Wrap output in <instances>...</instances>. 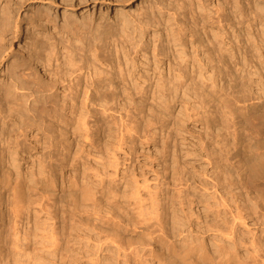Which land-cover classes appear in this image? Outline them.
<instances>
[{
	"label": "rangeland",
	"instance_id": "rangeland-1",
	"mask_svg": "<svg viewBox=\"0 0 264 264\" xmlns=\"http://www.w3.org/2000/svg\"><path fill=\"white\" fill-rule=\"evenodd\" d=\"M44 1L47 3L40 5L41 0H7L8 8L11 7L12 21L1 42L4 44L3 49H7L0 55V85L6 78L3 71L7 62L19 57L17 52L19 43L25 37L26 23L37 8L49 13L52 21L47 24L51 31L42 38L46 47L40 51L41 63H33L40 72L37 75L48 80L49 73L55 74L56 69L61 71L66 66V45H78L76 36L82 31H90L79 25V16H86L88 11V15L92 14V21L96 24L98 20L100 23L98 32L101 38L106 32V36H110L107 40L111 42V46L105 45V40H101L94 45V49H97L93 50L96 52L94 53L91 50L94 43L92 39H87L86 42L83 41L84 48L80 52L84 53L89 70L93 63L112 65L114 84L112 88L108 87L107 75L98 74L95 84L89 87L86 95L83 91L87 86V79L82 75L79 85L71 92L68 91L71 96L68 103L71 107L65 109L64 118L48 114L43 117L39 127L31 126L27 136L19 135L17 127H12L10 139L20 141L17 170L22 174L25 186L31 189L28 194L36 199L30 208L36 209V213L31 212L26 223L30 235L37 231L36 226L40 227L46 217L52 216L61 231L63 264H121L122 258L115 256L114 246L105 239V235L109 234H115L124 242L132 241L139 246L138 254L128 257V264H158V257L149 252L150 249L167 254L168 246L164 241L154 238L155 233L150 225L153 220H142L137 215L138 206H144L145 203L149 206V202L158 195L165 208L167 234L177 246L180 245V239L175 235L172 225L184 230L187 237L202 241L212 255L223 246L230 245L237 258H245L249 264L255 256L264 260V184L260 181L253 182L251 189H246L241 184L245 173L255 175L249 168L251 164L248 161V152L254 147L255 141L249 131L245 132L239 124L233 126L231 123L233 120H241V111L236 110V107L242 105V102L230 95L227 98L219 95L209 83L198 78L192 84L189 81L172 82L170 86L168 84V88L172 85L179 86L180 93L178 90L176 94L170 93L171 90L164 92L162 88L165 87H157L156 84L160 77L168 78L170 74L168 60L158 61L161 57L157 55L163 47L168 53L173 52L175 55L181 51L177 47L171 48V33L184 30L186 50L192 55V47L200 38L198 36H210L211 26L222 32L215 22L217 15H221L229 17L231 21L233 18L235 21L241 20L237 25V32L239 30L241 36L251 33L256 36L260 33L256 36L259 40L264 32V20L256 19L254 28L247 27V20L253 18L254 10L256 14L263 16L264 3L260 0H240L241 10H237L233 2L235 0H162L166 6L163 12L158 13L157 9H153L152 18L157 20L156 27L148 28L145 42L136 47L127 41L122 29H137V24L143 19L139 13L147 7V3L142 5L140 0H135L126 7L131 14L127 17L129 24L126 25L119 17H114L117 5L115 0H88L79 5L76 2L63 3L62 0ZM64 9H67L65 13H74L69 17L70 28L64 27L62 21ZM99 9L104 13L102 20ZM167 9L180 14L176 23L168 21ZM15 22L19 29L17 35L13 32L14 28H11ZM211 22L214 24L211 25ZM226 29L230 33L231 27L227 25ZM190 30H194L197 35L190 37ZM153 31L156 33L154 36ZM242 56L238 55V59L241 60ZM105 69H110V66ZM192 70V66H189L190 73ZM230 82L229 79L218 81L217 89L223 88L230 93V90H234ZM252 89L255 93L260 92L255 87ZM183 91L185 94L182 95ZM2 94L0 90L2 106H11ZM222 98L227 99V104H231L233 100L237 102L236 107L231 105L234 107L231 111H235L232 112L233 116L237 119L229 118L227 108H223L226 103ZM253 99L251 97L252 102H257V99ZM211 113L214 115L212 118H204ZM80 116L85 125H80ZM120 122L127 124V127L124 128ZM5 128L7 132L11 129L10 126ZM234 128L237 131L235 130L233 138ZM147 131L150 135L145 137ZM120 139L123 140L121 146L116 144ZM233 146L236 148H232ZM15 148L9 139L0 145V150H4L0 155L6 159L0 168L14 169L7 156ZM112 155L114 166L109 161ZM44 166L56 171L57 180L53 186L46 185L41 180L39 170ZM263 173L264 171L261 173L264 177ZM84 187L89 189L91 195L82 199L81 189ZM35 193L48 196L50 201L42 198L39 202L43 205H40ZM7 194H3V200L7 198ZM0 210L3 211L0 212V228L7 230L10 211L5 210V207H0ZM240 215L244 216L245 225L241 224ZM230 227L234 231L233 237L231 241H227L220 236V232ZM3 248L8 246L4 243ZM96 254L100 255L99 260L102 258L100 262L96 260ZM0 258L3 259L2 264L11 263L9 257ZM180 264L203 263L192 255L188 260L180 261Z\"/></svg>",
	"mask_w": 264,
	"mask_h": 264
},
{
	"label": "bare ground",
	"instance_id": "bare-ground-1",
	"mask_svg": "<svg viewBox=\"0 0 264 264\" xmlns=\"http://www.w3.org/2000/svg\"><path fill=\"white\" fill-rule=\"evenodd\" d=\"M2 1L3 0H0V55L4 53V51H6L7 49V47L6 49H3L4 44H2L1 42H3V39H5L3 38V36L4 34H6L5 33L6 29L11 26L10 23L12 21V14L10 10L11 7L8 8L7 0L6 1L4 0L3 3ZM15 1L22 2L24 0H15ZM63 1L72 4L73 2L74 4L76 2V4L79 5L81 3H86L88 0H62V2ZM115 1L117 2V5L115 6L114 17H119L120 21L128 25L129 20L127 19V17H130L131 14L129 12V9H127L126 7L133 4L135 0H115ZM146 1H149V3ZM260 1L264 3V0H260ZM233 2L236 6V9L241 10L240 9L242 6L241 1L235 0ZM45 3L47 2L41 0V3L39 4L41 5ZM140 3L142 5L147 3V7L145 9L142 8L143 11L141 12V14L139 13V15L143 16V19L142 21L139 22V24H137L138 25L137 29L136 27H133L131 29L128 28L127 31H125V29H122L123 35L127 38V41L136 47L142 45L145 42L146 34H148L147 33L148 28L156 27L155 25L157 24L156 23L157 20H153L152 18L154 17L153 9H157L158 13H162L163 12L162 10L166 7L165 5H163L162 0H140ZM251 8L253 9V7ZM139 10L137 11L139 12ZM63 12H62L63 13L62 21L64 27L70 28L69 25L71 21L69 17H72L74 13L73 14L65 13L67 12V9H64ZM166 14L168 21H173L174 23H176L177 17L180 15L179 13H176L175 11H170L169 9L166 10ZM91 16L92 14L88 15V11L86 12V16L83 15L81 17L79 16V20H80L79 25H81L82 27H86V29L88 28V30L90 31L89 32L82 31L79 36H76L77 39L76 42L78 43V45L77 44L74 45L71 43H70L71 45L68 44H67L68 46L66 45V52H65L67 58L66 66L61 71L56 69L55 74L51 75V73H49L50 78L48 77L49 78L48 80H44V78L42 79L41 76L37 75L39 71L36 68L37 66H34V64L37 65L38 63H41L40 51L46 47V44L43 41L44 39L42 40V38L51 31V30L49 31L47 28V24L51 21L50 19L51 17L49 13H47L46 11H42L41 9L37 8L36 13L33 15V17L29 18L26 23L25 37L23 39V42L21 41L22 44L21 42L19 43L20 44V47L18 48L19 52H17L19 54V57H15L14 59L8 61L3 71L6 75V78L4 79V81L1 82L0 90H2L3 93L2 95L4 99H8V101L11 103V106L4 108L0 101V145L4 144L9 139V141L14 145V147H16L15 150L9 156H7L8 161L9 159L11 160V165L14 167V169L11 167L5 169L0 168V207H5V210L10 211L9 224L7 230L0 228V257L1 256L9 257V259L11 260V263L9 264H63L64 261V256L61 253L62 250L61 231L60 228L55 225L56 222L54 220V217L52 216L46 217L41 223L40 227H37L35 224L37 231L33 232L32 235H30V232L26 227L28 216L31 214V212L36 213V209L34 208L30 209L31 205L35 202L36 199L31 194H28V192H31V189L25 186V182L21 179L22 174L20 173V171L17 170L19 167L18 156H17L19 155V152H17V150L19 149L18 147L20 145V141L18 142V140L15 138L10 139L11 138L10 132L12 130V127L16 126L19 135L23 134V136H27L28 131L31 130V126L35 125L39 127L43 117L48 114H51L57 118L58 117L64 118L65 109L71 107L70 103H68V101L71 100V96L68 91L71 92L73 88H76L79 85L80 77L82 75L86 76L87 79L85 81L87 86L83 91V93H85L86 95L88 94L89 87H92L95 84L97 80L95 78L96 75L98 74L107 75L106 77L108 78L106 79V83L108 87L110 88L113 87L114 80H113V75L111 74V70L113 68L112 65L109 64L103 65L101 64V62H98L97 63L98 65H95L93 63L91 64L92 69L89 70V65L87 60L85 59L84 53L80 52L84 48L83 41L85 40L86 42L87 39H92V43H94L92 45L93 46V49H91L92 51L97 50L94 49V45L100 42L101 40H105V45H109L111 43V42L109 43V41L107 40V38L110 39V36H106L107 32L106 35L103 36L104 39L101 38V35L98 32V29L100 28V23L97 20V23L95 24V22L92 21ZM99 17L100 19L104 17V13L101 9H99ZM252 17L253 18L251 20L250 19L247 20L248 28L250 26L252 28L256 26L254 23L256 19L257 20L259 19V21L264 20V15L261 16L259 15V13L256 14L255 10L252 12ZM233 20L231 21L229 17H223L221 15H217L215 22L217 26L220 27L222 32L217 31V29L214 30L213 26H211L210 36L207 34L205 37L198 36L200 38L199 41H197L196 45L192 47V55H189L186 50V40H185L184 30H178L176 33H171V37H172L171 48L177 47L181 51L177 55H175L173 54V52L168 53L166 50H164L163 47L161 53L157 55L158 57L159 56L161 57L158 58V61L161 62L164 59L168 60V70L170 74L168 78H166L165 76L160 77L156 84L157 87H165L162 88V91L164 90L165 92L171 90L170 93L176 94L178 90L180 93L179 86L172 85L171 87L168 88L167 87L168 84L170 86L172 82L187 83L188 81L192 84L195 82V79L198 78L200 80H204L205 82L209 83L211 88H215L216 92L217 93L219 92V95L221 94L225 95L226 98L230 95L233 98H236L237 101L242 102L241 103L242 105L240 106L238 105L236 107L237 102H233L234 100L232 101L231 104L229 103L227 104L226 103L227 99L225 100L224 98H222L225 100L226 103V105L224 104L225 106H223V108L224 107L225 109L227 108V113L229 118L231 119L236 118L233 116V113L235 111L234 112L231 111L234 108L231 107V105H235L236 110L239 109L241 111L239 112L240 115L242 116V118H240L241 120L237 122H233L234 121L233 120L231 122L232 125L234 126L236 124H239L241 126L240 128H243V130L245 129L244 130L245 132L247 130L251 133V135H253L252 139H254L255 141L254 147L251 148L250 151L248 152L249 153L248 161L251 164L249 168H251V170L254 171L255 175H253L254 177L249 176L247 175L248 173L247 172L245 173L246 175L242 178L241 181L243 187H245L246 189L249 187L251 189L252 186L250 185L253 184V182L259 183L260 181L263 182L264 184V177L261 174L264 171V32L260 35L261 38L259 40L257 39L256 36H258L260 33L259 34L257 33L258 35L256 36L253 33L247 34L246 36L244 35L245 37L241 36L239 30L237 32V28H238L237 25L241 22V20L240 21L239 20L233 21ZM213 24L214 22H211V25ZM227 25L229 26V28L231 27L230 33L228 29H226ZM12 26L13 27L11 28H14L13 30L14 34L17 35L19 31L17 23L15 22V24L14 25L12 24ZM77 28L75 30H77ZM255 30L258 29H254V31ZM189 32H190V37L192 38L197 35L194 30H190ZM154 35H156V33H154L153 31V36ZM153 45H154L153 52H155L156 50L155 42ZM109 46H111V44ZM9 48H11V45L9 46ZM95 55L96 54H94V56ZM172 55L173 57H171ZM238 55H243L242 56L243 58L239 60ZM102 66H104L103 69H101ZM109 66L110 69L108 70L105 69L108 68ZM189 66H192L193 69L191 73L189 72ZM56 67H57V63H56ZM85 70H87V72H85ZM226 79H229L231 81L230 83H232L231 87L234 90H230L231 94L224 91L223 88L219 90L217 89L218 81H224ZM253 87L260 90V92L259 93L253 92L252 89ZM188 88L190 90L191 87L189 86ZM257 89L255 90L257 91ZM161 94H163V92H161ZM183 94H185L184 91L182 92V95ZM102 97H105V95H103ZM251 97L257 99L256 100L257 102H252ZM250 100L251 102L248 103V101ZM212 115H213L212 113L208 116L205 115L204 118L206 117L212 118ZM79 122L80 125H85V122L81 116L79 117ZM120 125H123L124 128L127 127V124H124L122 122H120ZM8 126L11 127L9 132H7L5 128ZM132 128L134 127L132 126ZM235 130L236 129L234 128L233 134ZM226 131H228V128L226 129ZM147 134L150 135L149 131L146 132L145 137L148 136ZM233 136H235V134L232 135V137ZM122 143H123L122 139L116 142V144L119 146H121ZM26 148L28 149L27 146ZM232 148H236V147L233 146ZM3 151L4 150L2 151L0 150V152L2 153ZM4 161H6V159L4 160L2 155H0V165L1 163H5ZM109 161L111 166H114L115 162L113 161V155L112 158H109ZM114 171L116 172V170ZM55 172L56 171L54 169H50L49 166L42 167V169L39 170V175L41 176L42 182L50 186L54 184L55 181L57 180ZM4 193H8L6 196L7 198L5 200H3L2 198ZM35 195L40 205H43L39 202L40 199L42 198L46 199L47 201H50L48 196H45L41 193L39 194L35 193ZM89 195H91V193L88 188L84 187L83 189H81L82 199L88 198ZM157 196L155 198H153V196L152 197L150 196V198H153V200L150 199L151 202H149L150 203L149 206L148 205L146 206V203L144 204V206L142 205L138 206L137 215L142 220L145 219L153 220V222L150 225H152L153 233H155L154 238L160 241H164L168 246L167 254L157 253L154 250H151L152 248L150 249L149 252H151L156 258L158 257V264H180V261H186L192 255L197 256L200 259V261H202L203 264L206 263L249 264L247 263V260L245 258H240V257L237 258L235 251L232 250L230 245L223 246L221 249L214 252L216 253L215 255H212L202 241L200 240L198 241L197 238L194 239L187 237L186 235L188 234H184V230L173 225H172V229L173 228L175 229V235L178 236V239H180V242L178 241L180 245L177 246L174 241H170L169 236L167 234V226L165 222V210H164L165 208L161 202V198H158ZM263 201L264 200H262V202ZM45 207H47V205H45ZM1 211L2 210H0V212ZM262 214H263L262 218L264 224V212ZM21 217L23 218L21 219ZM239 219L241 221V224L245 225L244 216L240 215ZM4 230L7 231L6 234L4 233ZM233 232L234 231L230 227V229H225L224 231L220 232V236L226 239L227 241H231V238L233 237ZM105 239L107 242H109V244L114 246V249L116 251L115 256L122 258L121 264H128L129 262L128 257L131 255L136 256L138 254L139 246H137V244L132 241L124 242L115 234L105 235ZM4 243L6 244V246H8V248L6 249L3 248ZM99 256H100L99 254H96L95 258L97 261L100 262L102 258L99 260L100 258ZM2 260L3 259L0 258V264H2ZM251 264H264V260L263 259L259 260L257 259V256H255Z\"/></svg>",
	"mask_w": 264,
	"mask_h": 264
}]
</instances>
